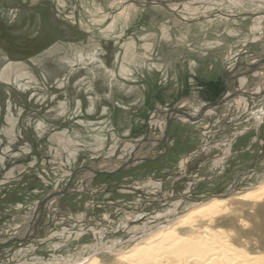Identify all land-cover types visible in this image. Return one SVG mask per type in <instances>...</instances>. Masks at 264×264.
Segmentation results:
<instances>
[{"label": "rangeland", "instance_id": "374dc122", "mask_svg": "<svg viewBox=\"0 0 264 264\" xmlns=\"http://www.w3.org/2000/svg\"><path fill=\"white\" fill-rule=\"evenodd\" d=\"M160 1L0 0V235L25 233L37 202L64 188L76 169L123 163L130 156L128 139L142 137L148 122L151 135L160 137L164 115L159 111L182 99H189L182 106L188 112L213 101L207 99L214 91L222 93L223 73L209 74L211 61L219 65L229 56L224 63L229 66L233 54L243 58L245 51L252 52L244 54L250 55L246 60L264 57V0ZM129 38L141 56V106L145 96L160 103L156 110L147 113L151 106L143 104L144 119L132 134H123L127 128L69 126L71 115L81 112L70 109L82 90L100 81L106 59L119 53V39ZM258 79L249 77L246 89L264 87ZM229 84L231 91L238 85ZM228 104L200 122L173 124L162 158L116 175H97L85 193L54 200L40 221L48 222L50 210L51 225L37 239L0 246V264H136L121 256L194 205L256 189L264 182V125L257 126L256 141L245 151L250 134L229 149L223 145L234 136L223 116ZM255 119L243 121L240 129L263 121ZM202 142L212 147L190 155ZM162 152L159 144L149 156ZM87 175L92 176L79 173L71 187L82 189ZM169 186L178 188L175 197L140 209L160 191L169 193ZM229 203L234 210L218 216L213 227L224 229L234 244L264 253V198L230 196Z\"/></svg>", "mask_w": 264, "mask_h": 264}, {"label": "crops", "instance_id": "0c3cea01", "mask_svg": "<svg viewBox=\"0 0 264 264\" xmlns=\"http://www.w3.org/2000/svg\"><path fill=\"white\" fill-rule=\"evenodd\" d=\"M92 39L93 38H91L90 40ZM118 45L120 49L119 53L114 54L112 57L110 55V57L106 59L107 65L106 66L103 65L104 71L101 72L100 74V81L96 82L94 86L92 87V89L82 90L83 95L80 93V96L78 97V103L74 104V107L70 109V111L75 112V111L80 110L81 112L78 114L73 113V115H71L72 122H70L71 124L69 126L83 125L85 127L86 126H99V127L127 128L126 132L123 134H129V133L132 134L135 131L134 129L137 126H139L141 119H144L143 117H141V113H143L144 111V108L142 107L143 104H148V106H151L150 107L151 109H149L147 113H149L150 110L151 111L156 110L155 108L158 107L157 106L158 104H160L159 102H156L152 98H149L148 100H146L144 96L145 100L142 102V106H141V86H140L141 85V79H140V58L141 56L137 51L138 47L136 46L135 41L131 40L130 38L129 39H119ZM212 47L214 46L212 45ZM211 53L213 54V51H211ZM249 53L251 54L252 52L245 51V53H242L244 57L243 58L241 57V58L243 60H246L244 58L246 57L249 58L250 55L248 56L244 54H249ZM229 54L231 53L229 52L228 55ZM233 55L237 56L238 53H235ZM230 58L231 57L228 56L227 60L223 59V61L220 62L219 65L216 61H211L209 68H206V69H211V70L209 71L207 70V72H209V74L213 72H217V71L218 72L220 71V73H222L223 70L227 68V65L226 64L224 65V63H227ZM231 64L232 63L229 61V66ZM236 68H238L237 70L239 71L245 70V68H242V66L236 67ZM261 75H262V72H260L259 76ZM253 76H255V74H253ZM209 79L212 80L213 78H209ZM232 83L233 82H231V84ZM93 95L96 97H93ZM195 97L198 98L197 96ZM187 100L182 99L181 103H179L178 106H181V105L184 106L186 102H188ZM246 104L247 103L242 102V101H238V102L235 101L233 103L226 105L227 106V108L225 109L226 113L223 116L227 117V120H228L226 127L230 125L233 127L234 136L231 139L227 137L223 145H228L231 150L234 149L235 142H237L238 138L241 137L242 135L250 134V138H249L250 142H248L249 144L245 148L242 149L244 151L250 146L251 142L256 141V135H257L256 129L258 125H255V127L246 128L245 130L240 129L239 125L243 121H249L252 118L255 119L257 115L260 114L261 112L264 113V107H263L264 98L253 101L252 104L251 103L248 104L249 105L248 108ZM250 109L253 112H251ZM246 113H248L247 116H245V118L242 119L241 117L243 116V114H246ZM255 120H258V118H256ZM175 123L177 125L179 124L178 122H174L173 124ZM263 125H264V120L261 123L260 128ZM226 127H224V129H226ZM238 128L239 130H237ZM220 129H223V128L221 127ZM175 132L178 133L180 132V130L178 131V128H177ZM134 136H138V134L133 135V137L128 139L131 143H128V147L125 151L131 150L133 142L136 140ZM197 137L198 138L196 139L198 140L196 139L195 140L199 143L202 137L200 136H197ZM212 137L215 138V135H213ZM212 137H210V139ZM195 140H193L192 142H195ZM202 140H205V139H202ZM229 143H231L232 145ZM203 144H205V142ZM199 145L194 147L190 151V153L196 150L199 147ZM211 147L212 146L208 145L206 148V151L209 150ZM242 150L238 149L237 152L238 151L240 152ZM106 154H107L106 156L109 157V155L113 154V151L107 152ZM166 170L168 169L164 168L162 170V173H165Z\"/></svg>", "mask_w": 264, "mask_h": 264}, {"label": "bare ground", "instance_id": "6f19581e", "mask_svg": "<svg viewBox=\"0 0 264 264\" xmlns=\"http://www.w3.org/2000/svg\"><path fill=\"white\" fill-rule=\"evenodd\" d=\"M230 196L261 200L264 198V182L253 190L215 197L194 205L170 226L144 237L121 258L136 264H264V253H252L234 244L224 229L213 227L219 223L216 222L218 216L234 210L229 203Z\"/></svg>", "mask_w": 264, "mask_h": 264}, {"label": "water", "instance_id": "95a60500", "mask_svg": "<svg viewBox=\"0 0 264 264\" xmlns=\"http://www.w3.org/2000/svg\"><path fill=\"white\" fill-rule=\"evenodd\" d=\"M132 2L139 3V4H151V5H161L160 0H147V1H141V0H131ZM224 16H227L226 14H223ZM230 17V15L227 16V18ZM209 18V17H207ZM186 20V19H183ZM188 21V20H186ZM245 68L246 70L238 72L236 71L232 74L225 75L224 71L222 79L224 84V91L220 94L218 98H216L213 101L203 102L199 109L195 112H188L187 110L178 108L177 106L172 107L170 109H166L164 111H161V114L164 115V122L165 126L162 132V135L157 138L150 139V128L147 127V131L145 134V138L143 141H140L132 150L130 156L119 166L113 168V169H105V168H94L91 166H83L75 171L72 172L69 181L67 182L66 186L62 189H55L50 192H48L45 196H43L38 202L34 210L31 212L32 215V221L27 229V231L23 234H16L12 233L6 236L0 235V239L4 238V241H0V246H5L13 242H27L29 240L37 239L39 238V232L42 228H47L52 223V212L49 210V220L48 222L41 223V219L44 216L45 211H47L49 208V205L56 199L65 196V195H72V194H83L86 192V189L88 187L89 181L93 180V178L97 175L105 174V175H116L120 172H123L127 169H130L132 167H135L142 162L145 161H155L164 154H166L169 151V131L171 128V125L175 121H180L182 123H196L202 121L205 116L209 112H213L214 110L219 109L222 105L227 104L230 101H233L237 98H243L245 100H257L264 97V87L261 88L260 91L255 92L253 90H247L246 84L249 82L247 80L249 76L254 74L255 72H263V76L261 77L262 82L264 81V57L260 59L258 62L255 63H248V62H239V59L236 61V67ZM238 81L239 88L232 92L230 91L228 87V81ZM151 142L150 149L153 150L155 147V144L163 143L165 151L160 154L158 157H150L149 153H147L145 156H138L137 153L142 148L143 144L145 142ZM91 173V175H87V177L83 178L82 183V189H73L72 182L75 179V177L81 173Z\"/></svg>", "mask_w": 264, "mask_h": 264}, {"label": "flooded vegetation", "instance_id": "af4514ba", "mask_svg": "<svg viewBox=\"0 0 264 264\" xmlns=\"http://www.w3.org/2000/svg\"><path fill=\"white\" fill-rule=\"evenodd\" d=\"M166 188H167V186L164 187V189H166ZM176 189L178 190V188H176V186H174L173 194L169 195L168 198H167V194L164 193V191H160L159 192L160 194H158V196L148 199L147 202H149V203H145V205L147 204V205H151L152 206V205H155V204H164L165 202L168 201L169 198L175 197V193L174 192L176 191ZM176 196L178 197V194Z\"/></svg>", "mask_w": 264, "mask_h": 264}, {"label": "trees", "instance_id": "16d2710c", "mask_svg": "<svg viewBox=\"0 0 264 264\" xmlns=\"http://www.w3.org/2000/svg\"><path fill=\"white\" fill-rule=\"evenodd\" d=\"M220 93H221V91H214V92H212L211 93V96H209V99H207V100H214V99H216L219 96Z\"/></svg>", "mask_w": 264, "mask_h": 264}]
</instances>
